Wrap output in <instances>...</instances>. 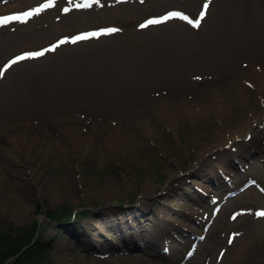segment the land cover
<instances>
[{"label":"rangeland","instance_id":"obj_1","mask_svg":"<svg viewBox=\"0 0 264 264\" xmlns=\"http://www.w3.org/2000/svg\"><path fill=\"white\" fill-rule=\"evenodd\" d=\"M0 15V231L38 221L44 264H264V0Z\"/></svg>","mask_w":264,"mask_h":264},{"label":"trees","instance_id":"obj_2","mask_svg":"<svg viewBox=\"0 0 264 264\" xmlns=\"http://www.w3.org/2000/svg\"><path fill=\"white\" fill-rule=\"evenodd\" d=\"M80 214H86L80 212ZM74 207L63 204L59 210H46V216L52 224L70 222L74 216ZM39 223L19 229L15 235L0 231V264H44L49 257L50 245H46L38 235ZM16 256L13 260L12 257Z\"/></svg>","mask_w":264,"mask_h":264}]
</instances>
